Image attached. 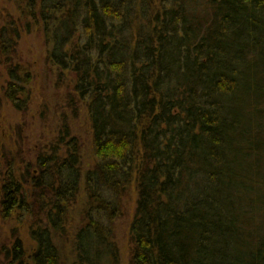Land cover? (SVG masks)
<instances>
[{
	"label": "trees",
	"instance_id": "1",
	"mask_svg": "<svg viewBox=\"0 0 264 264\" xmlns=\"http://www.w3.org/2000/svg\"><path fill=\"white\" fill-rule=\"evenodd\" d=\"M24 3L0 28V57L31 21L40 29L95 159L82 169L66 120L34 173L0 147L3 212L37 217L32 263L61 264L54 236L83 194L72 264H120L115 222L133 188L128 264H264V0ZM3 63L22 110L32 75ZM3 253L25 264L18 236Z\"/></svg>",
	"mask_w": 264,
	"mask_h": 264
},
{
	"label": "rangeland",
	"instance_id": "2",
	"mask_svg": "<svg viewBox=\"0 0 264 264\" xmlns=\"http://www.w3.org/2000/svg\"><path fill=\"white\" fill-rule=\"evenodd\" d=\"M25 7L24 0H0V28L6 22L18 21L19 10ZM30 20V19H29ZM31 21V20H30ZM28 31H20L12 48L7 50V57H0V147L4 149L7 159L15 160L19 174H24V166L34 169V161L38 154L46 153L60 135L62 122L66 123L72 135L77 136L80 146L81 167L85 171L94 163L90 122L85 108L82 106L78 114L72 113L67 105V94L71 90L68 80L60 81L57 69L47 60V46L39 28L32 21ZM11 60L32 75L27 83L29 100L26 107L17 110L6 100L5 65L3 61ZM2 62V63H1ZM7 67V66H6ZM0 264H6L3 251L11 247L15 237L23 240L26 249L25 264H33L30 253L34 243L29 229L37 217L19 215L17 211L3 212L1 205L3 174L5 159L0 160ZM34 173V172H33ZM84 195L78 196L71 206L68 229L63 236L55 235L54 242L59 249V262L72 264V238L81 224V208ZM135 206V190H130L125 200L124 215L115 222V239L119 248L120 264H128L130 240L129 224Z\"/></svg>",
	"mask_w": 264,
	"mask_h": 264
}]
</instances>
